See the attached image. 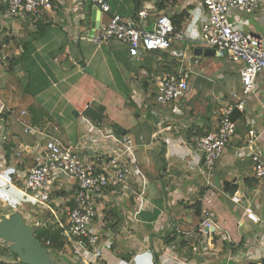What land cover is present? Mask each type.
I'll return each instance as SVG.
<instances>
[{"label":"crops","instance_id":"1","mask_svg":"<svg viewBox=\"0 0 264 264\" xmlns=\"http://www.w3.org/2000/svg\"><path fill=\"white\" fill-rule=\"evenodd\" d=\"M106 1L112 14L135 17L134 0ZM164 1L139 0L138 11L149 8L147 25L159 15L173 22L182 14L185 41L136 60L123 44L98 45L82 36L91 24L93 6L87 1L53 0L49 12L12 20L0 0V102L8 109L0 114V203L8 211H1L0 218L18 212L35 235L44 233L41 241L49 240L46 234L58 231L55 220L73 203V181L58 175L50 194L22 198V180L40 162L47 140L107 147L109 141L105 145L99 132L112 133L135 141L128 183L144 192L145 203L128 233L123 229L137 206L134 197L121 202L107 192L99 199L93 229L112 240L104 251L105 264H261L264 181L254 176L246 143L254 129L260 135L256 148L264 152V72L256 77L245 112H233L235 134L208 177L201 172L203 155L196 140L217 129L221 111L233 93H240V65L226 57L225 64L209 60L218 58L215 54L195 55L208 49L195 43L206 20L198 0H169L157 11V3ZM107 18L100 13L99 23ZM231 18L244 34L264 39V14L237 12ZM8 25L11 33L2 30ZM179 70L190 72L187 95L168 105L154 102V78ZM7 183L14 186L7 189ZM204 208L215 213L219 228L211 240L198 245L197 239L176 235L175 228H195ZM174 242L179 248L170 250ZM63 243L57 263L80 264Z\"/></svg>","mask_w":264,"mask_h":264},{"label":"built area","instance_id":"2","mask_svg":"<svg viewBox=\"0 0 264 264\" xmlns=\"http://www.w3.org/2000/svg\"><path fill=\"white\" fill-rule=\"evenodd\" d=\"M99 9L107 21L100 22L93 41L98 44L117 42L127 47L132 59L140 60L144 53H155L168 50L172 43L185 41L182 30L175 31L173 22L165 15H159L145 29L150 16L149 8H142L135 17L114 15L106 0H84ZM6 17L22 20L30 15L49 12L53 0H5ZM203 7L206 20L200 28L195 43L214 50L218 58L226 57L232 63L239 64L240 93L232 94L229 106L221 111L217 129L198 137L196 149L203 155L201 172L208 177L214 170L216 162L224 153L235 134L236 123L232 119L235 110L244 113L246 104L254 95L256 77L264 72V39L259 36L244 34L231 18V13L243 12L264 14L260 0H198ZM152 10V9H150ZM189 71L179 70L169 76L154 78L155 100L159 105H168L184 98L189 90ZM8 109L0 102V114ZM25 131H30L28 126ZM101 141L81 145H63L56 139L46 141L40 162L22 180V198L26 195L50 194L58 175L66 176L73 181L74 200L67 208L62 219L55 220L60 240L69 247L70 256L80 264H105L104 251L112 246V240L105 234L93 229L98 218V202L104 194H116L120 201L134 197L137 201L134 214L125 222L124 231L129 232L132 224L138 222L144 203V192L134 191L128 183L131 166L134 165L135 141L128 136H115L112 133L99 132ZM259 133L251 129L248 133L247 154L253 165L254 176L264 181V152L258 150ZM97 140V138L95 137ZM6 140V136H3ZM107 141H109L107 143ZM102 143V142H100ZM14 186L7 183L6 188ZM235 201V198H232ZM247 215L248 212H246ZM219 229L215 213L204 208L200 221L195 228L187 232L175 228L176 235L197 239L198 245L211 240ZM46 245L50 242L45 241ZM179 248V243L170 245V250ZM196 250V248H194ZM151 256L152 251L146 249ZM177 260V258H174ZM178 261V260H177ZM181 264H189L178 261ZM0 264H17L4 262Z\"/></svg>","mask_w":264,"mask_h":264},{"label":"water","instance_id":"3","mask_svg":"<svg viewBox=\"0 0 264 264\" xmlns=\"http://www.w3.org/2000/svg\"><path fill=\"white\" fill-rule=\"evenodd\" d=\"M99 15V9L93 7L90 29L82 35L88 40L93 41L94 33L99 29ZM195 55L213 57L214 50L198 49ZM0 241L21 264H59L49 256L41 242L35 238L34 228L27 225L18 212L0 218Z\"/></svg>","mask_w":264,"mask_h":264},{"label":"trees","instance_id":"4","mask_svg":"<svg viewBox=\"0 0 264 264\" xmlns=\"http://www.w3.org/2000/svg\"><path fill=\"white\" fill-rule=\"evenodd\" d=\"M169 1V0H167ZM167 1H164L160 4L157 3V11H162L165 6H166V3ZM135 2V5H136V10L138 11V9L140 8V3H139V0H134ZM183 19V15H179L178 17H174L173 20V25H174V28H175V31H179L180 30V25H181V21ZM234 119V117H232ZM196 208V214H199L200 213V207L199 205H196L195 206ZM44 233H40V234H36L35 235V238L37 240H39L41 242V244L43 245V247L46 249V251L48 252L49 256L52 254L53 256H55V254H57V251H61V249L64 247V243L62 242V240H60L59 238V235H58V231L53 234V233H47L46 235H48L49 237V240L48 239H43L42 241L40 240L41 236L43 235ZM48 240L50 242V245H46L45 244V241ZM12 255V254H11ZM13 256V255H12ZM51 257V256H50ZM15 258V256L13 257ZM261 264H264V259L262 260Z\"/></svg>","mask_w":264,"mask_h":264},{"label":"rangeland","instance_id":"5","mask_svg":"<svg viewBox=\"0 0 264 264\" xmlns=\"http://www.w3.org/2000/svg\"><path fill=\"white\" fill-rule=\"evenodd\" d=\"M149 29V28H148ZM2 30H4L6 33H11V26L10 25H8V26H5V27H3L2 28ZM213 60V61H215V62H217V61H219V63L220 64H225V58H209V60ZM216 77V74H213V75H211V77L210 78H215ZM134 85H136V82H135V84ZM154 89V88H153ZM153 89H152V91H153ZM152 98V97H151ZM153 99V98H152ZM153 101L155 102V99H153ZM209 105H208V103L207 104H205V107H208ZM22 205H27V204H22ZM23 206V207H24ZM21 208V207H20ZM5 208H3V205H1V203H0V212L1 211H7V210H4ZM8 212V211H7ZM24 220H25V217H24ZM1 241H0V251L2 252V253H6L7 252V254L6 255H1L0 254V258H1V260H3L4 262H10L11 261V259H15V262L16 263H18V264H21L19 261H18V259L15 257V258H13L14 257V255L12 256L11 255V253H9V250H8V247H4V248H2L1 247ZM51 256V258L52 259H54L56 262H59V261H57V256H53L52 254L50 255ZM64 262V261H63Z\"/></svg>","mask_w":264,"mask_h":264}]
</instances>
